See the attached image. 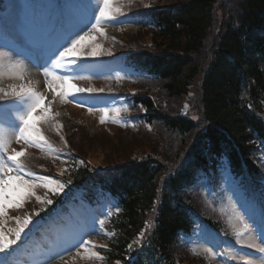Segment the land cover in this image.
Listing matches in <instances>:
<instances>
[{
  "label": "trees",
  "instance_id": "16d2710c",
  "mask_svg": "<svg viewBox=\"0 0 264 264\" xmlns=\"http://www.w3.org/2000/svg\"><path fill=\"white\" fill-rule=\"evenodd\" d=\"M223 1L117 0L124 13L118 15L121 19H133L146 28L125 35L127 46L110 47L114 53L144 50L126 62L146 78L138 79L137 89L135 79L121 85L151 93L157 106L148 98L128 100L124 114L134 128L125 132L136 136L130 147L120 148L124 132L114 129L110 154L101 163L88 165L74 158L58 167L88 199L97 193L118 201L107 221L109 241H101L97 251L102 258L83 255L71 264H214L209 256L194 255L182 246L180 238L192 231L194 215L222 231L231 230L228 218L220 210L214 213L204 196L187 194L185 186L197 169L215 168L224 156L237 177L244 176V170L258 171L259 155L254 157V152L264 143V122L255 117L256 110L264 108V0H234V9L226 8ZM93 43L103 46V37ZM188 101L196 120L183 114ZM72 114H60L66 124L65 140L47 130L45 135L56 146L73 148L89 159L84 151L91 138L81 129L87 124ZM28 156L42 169L56 170L49 157L35 151ZM97 168L106 172L100 175ZM44 195L42 191L39 196ZM48 197L53 203L33 220L61 204L60 194ZM33 208L28 214L39 211L40 204L34 202ZM148 219L154 220V229L146 227ZM141 232L149 243L145 236L136 243ZM138 244L145 247L139 250Z\"/></svg>",
  "mask_w": 264,
  "mask_h": 264
},
{
  "label": "snow or ice",
  "instance_id": "6c2138e0",
  "mask_svg": "<svg viewBox=\"0 0 264 264\" xmlns=\"http://www.w3.org/2000/svg\"><path fill=\"white\" fill-rule=\"evenodd\" d=\"M131 3V0H129ZM66 10L60 17L61 28L63 35L57 40L51 47L43 49V54L46 57L45 65L43 66V75L45 77L46 88L53 93V95H60L63 97L72 96L75 93H94L103 92L104 89H82L75 87L71 83L76 77L69 75H58L51 71L48 65L59 68L61 64H76L77 60L73 57L90 56L95 57L98 55V49L101 45L93 43L89 45V50L85 51V41H94L96 36L94 33L104 35L102 31V25L105 22L122 23L123 21L117 20V16H124L121 6L117 3V0H95L93 5H89L91 8V15L78 14L75 9H78V5H64ZM147 7V5H145ZM33 30L39 31L41 29L42 20L34 18L31 22ZM82 33V34H81ZM108 52L107 55H111ZM4 53L0 52V75L5 72V65L3 63ZM19 65H11L7 71L9 76H15L17 79L22 80L23 75L17 71ZM0 99H4L7 96H15L22 101H27L26 111L19 116L20 128L19 134L15 137L17 142L23 140L27 144H31L36 147H43L48 144L43 132H41L39 123L47 122L54 119L48 115L50 107L46 106L41 108L42 102L48 99L43 93L37 91L31 86L20 85L12 87L10 92H4L0 89ZM78 105L82 104V101H75ZM40 116V122L37 125H31L29 120L33 115ZM108 110L104 109V116L107 117ZM104 122L102 118L101 123ZM56 127H60L56 124ZM63 140V136L60 137ZM66 144V142H65ZM23 155V152H16L15 149H11L9 143L0 138V264H15L14 253L18 242L22 241L25 229L33 223V216H39L41 211L53 203V200L48 197V192L52 195H58L64 190L65 185L60 181L55 180L48 176H37L34 173L27 170L25 164L16 160V156ZM56 156V159H59ZM10 162L5 166V162ZM80 163H83L82 161ZM37 187H43L47 191L44 197L36 195L35 189ZM42 205L39 211H34L32 214H28L21 218L16 216L15 219L17 227L9 229L8 232L4 228V218L11 207L13 209H20L23 207L26 201H30L32 197ZM245 220L247 222H245ZM105 221L100 220L99 224L103 228ZM242 228L234 229V235L236 242L242 248H248L254 250L258 255L252 256L248 253L229 254L230 260L237 261L238 264H264V205H261L259 212H245L241 217ZM88 231H84L77 239L75 236L68 238L64 243L67 245L64 252L57 253L60 259H63L64 254L77 249V255H79V248H83L85 252H88V246L91 244L95 248V244L85 237L90 235ZM144 233L141 232L136 243H139L143 239ZM250 238V239H249ZM213 239L211 236L207 237V240ZM103 247V246H102ZM131 250L132 245H128ZM205 252L209 255H214L213 249L209 246L205 248ZM223 255V253H220ZM89 257H100V253L91 251ZM56 257H51L46 264H55Z\"/></svg>",
  "mask_w": 264,
  "mask_h": 264
},
{
  "label": "rangeland",
  "instance_id": "374dc122",
  "mask_svg": "<svg viewBox=\"0 0 264 264\" xmlns=\"http://www.w3.org/2000/svg\"><path fill=\"white\" fill-rule=\"evenodd\" d=\"M90 1H92V0H90ZM148 1H150V0H144V4L146 3V2H148ZM93 2L95 3V0H93ZM224 2V4H225V7L226 8H228V7H231L232 9H234L237 5L236 4H234L233 2H234V0H224L223 1ZM6 3H7V6H8V9L9 10H14V12H10V13H8L6 16L7 17H17V18H19L18 20L17 19H12V21H11V23L12 24H14V25H12L14 28L15 27H17L18 25H20L19 26V28H22V26H24V24L22 23V21H21V18H22V13H21V10H20V6H19V2L17 1V0H6ZM93 3V4H94ZM92 4V5H93ZM24 28H25V26H24ZM26 30V29H25ZM112 31V30H111ZM82 34V33H81ZM131 34H132V32H131ZM115 38L116 37H121V33L119 34V35H116V34H112ZM208 51V50H207ZM206 51V52H207ZM4 61V60H3ZM7 62L8 63H12V65H19V64H17V62L14 60V59H12V58H9L8 60H7ZM8 65H5V69H6V72H8L7 71V69H8ZM18 69H19V71H18ZM17 69V71L19 72V73H21L22 75H23V71H24V69H23V67H21L20 65H19V68ZM3 76H5L7 79H9V77L10 78H16L15 76H9V74L8 75H4V74H2ZM17 79V78H16ZM18 80V82H21V80L20 79H17ZM23 82H25V80L23 79ZM23 82H21V83H23ZM4 85H5V83H4ZM0 86H2V85H0ZM32 87V86H31ZM33 88V87H32ZM34 89H36L37 91H38V88H34ZM82 119L84 120L83 122H86V124L88 125L87 127L86 126H83L84 128H82L81 126H79V125H77L79 128L81 127V129H82V132H83V134H85L86 135V137H88V138H91V143L89 144L90 146L88 147V149L86 150V151H84V152H86V154H87V156L89 157V159H91L94 163H96V164H98V163H101V161H103V160H105V158H106V154L107 155H109L110 154V150H109V143H110V140H109V138L111 137L110 136V134L109 133H104V132H100V133H95V130H91V129H93V127L94 126H99V125H102V123H101V117L100 116H98V115H87V114H84L83 116H82ZM86 129H89V130H91L92 131V134L93 135H90L89 133H87V130ZM85 131V132H84ZM117 133L119 134V132L117 131ZM96 134V135H95ZM133 139H134V141L136 140V136H130V135H128V134H126V133H124L123 134V137H122V145L120 146V148H123V147H130L131 145H133L134 144V141H133ZM131 143H133V144H131ZM130 144V145H129ZM83 152V151H82ZM109 153V154H108ZM13 211L14 212H17L18 210L17 209H13ZM11 211H9V213H10ZM89 232V231H88ZM91 236H92V234H90V235H88V236H86V237H88L89 239H91ZM85 237V238H86ZM66 247H67V245H66ZM64 249H65V247L64 248H62L61 249V251L60 252H64ZM76 251H77V249H72L71 251H69V252H67V253H65L64 254V257H63V261L62 262H64L63 264H70L69 262L70 261H68L73 255H74V253H76ZM61 264V263H60Z\"/></svg>",
  "mask_w": 264,
  "mask_h": 264
},
{
  "label": "bare ground",
  "instance_id": "6f19581e",
  "mask_svg": "<svg viewBox=\"0 0 264 264\" xmlns=\"http://www.w3.org/2000/svg\"><path fill=\"white\" fill-rule=\"evenodd\" d=\"M130 30L134 32L132 29ZM38 64L40 65V63ZM25 80H27L28 82L30 80H33V83H35V86L38 88V90L43 87V82L42 79L40 78V75H38V71L34 69L31 65L28 72H26L25 74Z\"/></svg>",
  "mask_w": 264,
  "mask_h": 264
}]
</instances>
